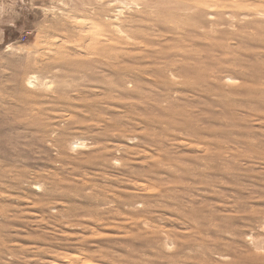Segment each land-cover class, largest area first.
Masks as SVG:
<instances>
[{
  "label": "rangeland",
  "instance_id": "1",
  "mask_svg": "<svg viewBox=\"0 0 264 264\" xmlns=\"http://www.w3.org/2000/svg\"><path fill=\"white\" fill-rule=\"evenodd\" d=\"M0 264H264V0H0Z\"/></svg>",
  "mask_w": 264,
  "mask_h": 264
}]
</instances>
